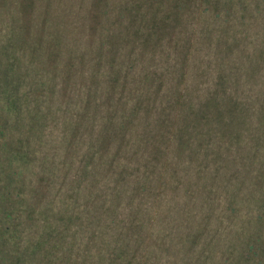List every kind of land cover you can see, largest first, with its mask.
I'll use <instances>...</instances> for the list:
<instances>
[{
	"label": "rangeland",
	"instance_id": "rangeland-1",
	"mask_svg": "<svg viewBox=\"0 0 264 264\" xmlns=\"http://www.w3.org/2000/svg\"><path fill=\"white\" fill-rule=\"evenodd\" d=\"M260 1L243 0L238 5H245L253 13L256 10L255 15L248 17H243V12L234 5V19H246L254 29L262 31L264 3L260 4ZM145 2L157 3L138 0V4ZM73 3H77V6ZM90 3L91 0H86L84 4H79L77 0H42L40 4H35L38 10H34L33 15L35 32L42 26L39 11L47 4L50 9L47 25L51 28L48 35L51 31L53 34L55 30L58 32L53 36L54 40L51 39L52 43L49 42L50 50L55 51L56 66L60 67L70 58V47L75 53L80 52L76 51V44L83 42V35L86 37L87 33L80 21L77 25L76 15L82 13V8ZM165 3L159 0L156 6L162 11ZM108 8L112 12L113 9L121 11V1L109 0ZM146 25L143 23V26ZM8 32L9 25L0 24V50L8 42ZM260 37L264 40V36ZM44 47L41 49H44L43 56L37 60L31 57L30 49L17 53L22 75L18 90L20 94L14 98V88L6 85L8 93L3 92L0 97V145L8 144L0 151V264H264V162L258 161L261 149L264 151V124L257 135L260 149L255 148L252 152L242 149V161L235 164L233 171L229 169L226 153H220V159L214 161V157L206 154L203 148L192 147L193 157L187 159L186 163L201 179V185L221 193L218 199L213 194L207 196L201 193L202 189L194 188L195 203L205 205L191 204L180 212L168 211L164 200L174 181L181 183V186L191 181L186 180L190 175L183 169L184 162L175 166L166 163L163 169L168 184L167 188L163 187V209L151 202L153 197L143 199L146 205L135 202V206L127 208L124 197H105L103 190H110L114 182L111 181L113 178L108 180L104 175L106 161L95 152L101 128H97L94 134L88 131L92 123L103 125L109 121L101 112L104 83L94 94L88 117H83L84 121L70 118V114L81 107L80 92L71 93L66 106L49 103L52 99L48 97V89L52 81L47 80L40 70L45 56H48L45 53L48 47L45 44ZM12 52V48L5 53L0 51L5 62ZM212 57L215 62V57ZM33 60L34 66L30 63ZM91 64L88 65L84 56L82 65H77L80 73L74 79L76 83H89L93 77L89 74ZM259 64L258 70L262 76L252 87L256 92L252 93L255 99H250L253 103L264 96V60ZM207 66L200 68L203 70ZM83 68L87 69L82 77ZM15 70L17 72V68ZM186 74L190 78L196 73L187 69ZM191 80H185V85L203 102L210 93V83L201 84ZM53 83L59 84L57 81ZM85 92L82 94L84 99ZM245 100L237 101L241 104ZM261 105L264 108V98ZM220 129L226 127L221 126ZM224 132L226 141L233 140L232 131ZM245 139L250 145V135H246ZM112 146L115 148L114 143ZM167 149L170 150V147ZM90 153L95 154L91 163L88 160ZM218 153L216 150L214 154ZM125 155L132 156L133 152ZM165 156L170 158V151ZM129 161L126 162L130 164ZM216 165L222 169L219 176L213 175ZM17 172L21 173L20 177L16 176ZM249 175L252 176L247 178ZM254 186H257L256 193L246 190V187ZM234 196L236 201L227 208ZM182 199L179 198V201L183 202L186 196ZM216 202L225 209L218 208ZM248 218L252 219L248 221ZM206 221H209L207 227L203 225ZM157 222L163 226L156 225ZM63 228L66 230L62 231ZM250 238L253 240H248ZM156 240L161 241L163 247L157 249ZM248 241L257 246L254 249L247 245L240 248V243ZM239 255L248 257V262H242L244 259Z\"/></svg>",
	"mask_w": 264,
	"mask_h": 264
},
{
	"label": "trees",
	"instance_id": "trees-1",
	"mask_svg": "<svg viewBox=\"0 0 264 264\" xmlns=\"http://www.w3.org/2000/svg\"><path fill=\"white\" fill-rule=\"evenodd\" d=\"M41 1L0 0V24L9 25L8 42L0 51L14 50L6 57V62L0 54V97L8 93L6 85L14 88V98L20 94L18 90L22 75L17 53L30 49L31 57L37 60L43 56L44 49H41L45 48V44L48 56L44 55L40 70L47 80L52 81L48 89V97L52 99L49 103L66 106L68 99L80 92L81 107L73 111L70 118L84 121L83 117H88L90 113L94 94L102 83L105 85L101 112L108 117L109 123H92L88 130L94 134L97 128H101L95 152L106 161L104 175L108 180L113 178L111 181L114 182L110 190H103L105 197H124L127 208L153 197L151 202L163 209V187L167 188L168 184L163 167L166 163L175 166L184 162L183 169L190 175L186 180L191 183L181 186V183L174 181L164 200L167 210L180 212L191 204L205 205L195 203L194 188L202 189L201 193L207 196L213 194L218 199L221 193L201 185V179L188 167L186 160L193 157L192 147L199 146L206 154L212 155L214 161L220 159V153H226L229 169L233 171L235 164L242 161V149L247 152L260 149L257 135L264 124V108L261 105L264 96L257 103L251 100L255 99L252 87L262 76L258 67L264 60V40L260 37L264 36V27L260 31L254 29L246 19L235 20L233 6L237 5L236 9L243 12V17L255 15L256 10L253 13L243 4L239 7L243 0H163L167 3L163 4L162 11L156 6L159 0H150L157 2L155 4H138V0L132 4V0L128 5L129 0H120L121 11L113 9L112 12L108 8L109 0H91L82 8L83 12L76 15L77 25L80 21L81 26L86 28V37L83 35L85 42L76 44L75 49L79 53L70 47V58L58 67L55 64V51L50 50L49 46L58 32L55 30L53 34L51 31L48 35L51 30L47 25L50 15L48 4L39 11L42 26L36 32L34 30L35 4ZM77 2L84 4L86 0ZM259 3H264V0ZM73 4L77 6V3ZM143 23L148 25L143 26ZM84 56L88 65L92 62L89 74L93 77L83 85L74 79L79 76L77 65H82ZM34 60L30 62L32 66ZM206 65L203 70L200 68ZM87 68H83L82 77L86 75L84 71ZM187 69L196 74L187 77ZM188 79L201 84L210 83V93L203 102L185 85L184 81ZM84 92L85 99L82 97ZM244 95L245 102L238 103V99H245ZM221 126L226 129L219 130ZM224 130L233 132V140L226 141ZM245 133L252 139L250 145L246 142ZM7 146V143H2L0 151ZM216 150L218 155L214 154ZM167 151H170V158L165 156ZM261 151L258 161L264 162V151ZM132 152V156L125 155ZM94 155L88 154L90 163ZM127 160H130V164ZM214 168L213 175L219 176L222 169L217 165ZM16 176L20 177L21 173L17 172ZM143 182L145 185H142ZM256 187H246V190L256 193ZM184 196L186 199L180 202L179 198ZM241 197L244 199L243 195ZM235 201L234 196L227 208ZM143 204L146 205L145 202ZM215 204L225 209L220 203ZM159 222L156 225L163 226ZM208 222L202 224L207 227ZM251 238L248 240L252 241ZM250 241L240 243V248L247 245L254 249L257 245ZM155 242L157 249L163 247L161 241ZM239 256L244 259L242 262H248V257Z\"/></svg>",
	"mask_w": 264,
	"mask_h": 264
}]
</instances>
